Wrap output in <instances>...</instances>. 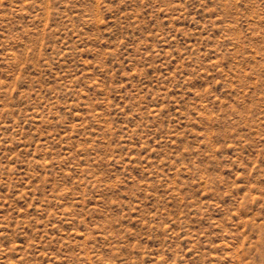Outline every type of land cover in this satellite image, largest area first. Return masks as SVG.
Masks as SVG:
<instances>
[{
	"label": "rangeland",
	"instance_id": "1",
	"mask_svg": "<svg viewBox=\"0 0 264 264\" xmlns=\"http://www.w3.org/2000/svg\"><path fill=\"white\" fill-rule=\"evenodd\" d=\"M0 264H264V0H0Z\"/></svg>",
	"mask_w": 264,
	"mask_h": 264
}]
</instances>
